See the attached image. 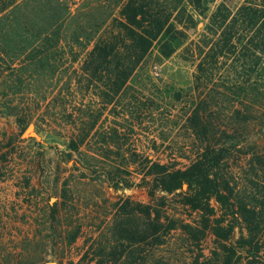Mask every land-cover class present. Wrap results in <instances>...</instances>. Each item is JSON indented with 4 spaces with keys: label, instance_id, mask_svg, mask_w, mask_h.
Instances as JSON below:
<instances>
[{
    "label": "rangeland",
    "instance_id": "1",
    "mask_svg": "<svg viewBox=\"0 0 264 264\" xmlns=\"http://www.w3.org/2000/svg\"><path fill=\"white\" fill-rule=\"evenodd\" d=\"M125 1L27 0L0 19V36L16 40L11 47H20L24 36L29 51L30 38L45 32L61 40L47 60L7 70L0 87V264H191L195 258L219 264L224 241L213 234L217 221L223 235L233 226L226 244L235 250L234 264H264V227L254 254L239 247L247 238L241 215L214 201L213 215L192 211L179 194L150 198L147 185L152 163L184 168L203 153L186 122L195 66L219 34L210 21L216 8L222 4L232 14L243 0H208L202 15L183 0L171 22L186 34L184 44L168 58L153 49L114 106L104 107L97 88L85 92L73 80ZM15 73L19 83L12 82ZM88 102L93 116L105 109L89 142L73 151L69 115ZM15 108L31 122L17 125ZM47 114L57 118L52 128ZM258 130L250 138L260 145L231 149L223 165L234 188L233 211L241 202L264 201V127ZM138 204L150 215L136 211Z\"/></svg>",
    "mask_w": 264,
    "mask_h": 264
},
{
    "label": "trees",
    "instance_id": "2",
    "mask_svg": "<svg viewBox=\"0 0 264 264\" xmlns=\"http://www.w3.org/2000/svg\"><path fill=\"white\" fill-rule=\"evenodd\" d=\"M25 1L0 0V19ZM182 2L126 0L119 12L120 17L113 19L95 40L83 66L75 71V79H71L76 87L85 92L97 88L94 93L102 105L113 107L114 100L124 92L127 83L153 49L161 57L168 58L184 44L186 34L171 22L172 14ZM188 2L199 14L205 13L208 0ZM210 21L217 25L219 34L196 63L191 89L194 104L186 120L204 151L184 168H176L167 162L152 163L147 173L148 196L153 198L155 192L179 194L183 206L212 215L214 209L210 202L214 201L230 215H241L247 238L241 240L239 247L254 248L252 252L258 254L260 248L257 244L264 227V210L259 209H264V201L252 207L241 202L233 211L234 203L230 200L234 188L223 171V165L228 161L231 149L249 142L260 145L258 140L250 137L257 126L260 130L254 134L261 133L264 127V0H243L232 14L221 4ZM30 39L32 44L30 50L26 51L22 46L26 40L24 36L16 42L17 45L21 44L20 47H11L16 40L0 36V87L5 86L7 70L15 71L26 60L36 57L47 60L49 48L56 47L61 41L50 32L33 35ZM48 70L54 72L50 68ZM12 82L19 83L16 73ZM83 102L78 100L77 103L83 105ZM89 108L91 105L88 102L85 110L79 109L75 115H69L72 126L69 129L68 147L73 151L89 142L101 111L105 109L98 108L100 113L98 111L93 116ZM15 109L17 125L22 127L31 122V116L25 120L22 110ZM56 120L54 114H47L44 121L52 128ZM185 186L187 189H184ZM137 207L136 211L150 215L148 207L142 204ZM159 219L157 212L155 220ZM217 223L212 228L213 234L224 241L219 242L222 254L219 264H234L235 250L226 244L233 226L230 225L227 234L223 235L219 221ZM75 238L72 237V240ZM191 264L209 263L195 258Z\"/></svg>",
    "mask_w": 264,
    "mask_h": 264
},
{
    "label": "water",
    "instance_id": "3",
    "mask_svg": "<svg viewBox=\"0 0 264 264\" xmlns=\"http://www.w3.org/2000/svg\"><path fill=\"white\" fill-rule=\"evenodd\" d=\"M27 134V133H26Z\"/></svg>",
    "mask_w": 264,
    "mask_h": 264
}]
</instances>
